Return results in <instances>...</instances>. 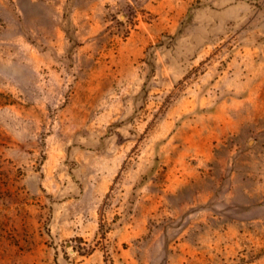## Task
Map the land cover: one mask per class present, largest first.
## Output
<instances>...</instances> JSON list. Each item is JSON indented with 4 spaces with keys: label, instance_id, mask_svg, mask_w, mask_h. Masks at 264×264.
Wrapping results in <instances>:
<instances>
[{
    "label": "rangeland",
    "instance_id": "1",
    "mask_svg": "<svg viewBox=\"0 0 264 264\" xmlns=\"http://www.w3.org/2000/svg\"><path fill=\"white\" fill-rule=\"evenodd\" d=\"M0 264H264V0H0Z\"/></svg>",
    "mask_w": 264,
    "mask_h": 264
},
{
    "label": "water",
    "instance_id": "2",
    "mask_svg": "<svg viewBox=\"0 0 264 264\" xmlns=\"http://www.w3.org/2000/svg\"><path fill=\"white\" fill-rule=\"evenodd\" d=\"M120 18H121V19H123L124 17H123V16H121Z\"/></svg>",
    "mask_w": 264,
    "mask_h": 264
}]
</instances>
